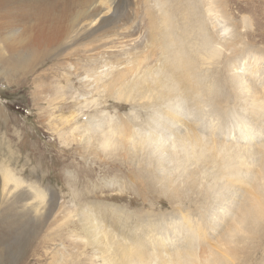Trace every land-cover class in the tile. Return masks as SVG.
I'll return each instance as SVG.
<instances>
[{
	"label": "bare ground",
	"instance_id": "6f19581e",
	"mask_svg": "<svg viewBox=\"0 0 264 264\" xmlns=\"http://www.w3.org/2000/svg\"><path fill=\"white\" fill-rule=\"evenodd\" d=\"M71 14L75 18L63 28L60 22ZM231 15L229 0H0V25L8 38L0 37L4 41L6 37L9 49L28 46L31 55H36L43 46L63 40L84 43L95 52L93 58L85 57L88 62L76 70L103 68L106 64L102 58L108 67L111 64L108 78L95 79L94 91L100 93L102 89L104 97L117 103L127 102L132 107L138 103V111L108 122L96 136L103 151H117L123 165L131 167V185L149 207L128 211L123 204L86 199H108L105 189L98 193L86 187L72 192L77 200L72 203L82 205L76 208L79 217L71 230L73 237H79L73 245L78 248L82 243L90 244L101 257V264H246L251 259L246 248H264V152L253 161L244 158L249 162V175L260 168L250 182L248 177L236 178L233 171L241 165L239 153L250 147L225 143L233 138L249 143L264 134V77H254L262 82V89L246 81L252 62L261 70L257 65L260 60L249 55L255 45L249 35L253 37V25L259 29L262 23L254 24L252 17H247L237 24ZM217 21L226 22L223 36L218 34ZM22 24H26L25 33L18 30ZM245 26L249 34L241 31ZM260 54L263 56L264 51ZM212 63L221 67L203 68ZM90 118L80 125L93 133L98 126L93 129ZM233 120L237 122H230ZM131 161H136L137 170ZM11 181L15 187L20 183L8 168L0 167V187ZM236 186L246 194L236 209L229 208V218L233 212L236 214L222 235L224 242L200 248L199 243L209 240L205 234L207 224L215 218L209 215L220 213L221 202L227 200L218 198ZM122 188L112 189L122 193ZM150 195L165 199L170 209H159L157 199ZM186 198L190 206H186ZM195 208L197 218L206 220L203 224L190 225L187 234L179 230L166 235L167 230L177 228L173 218L180 216L193 224L189 216ZM167 218L168 227L164 226ZM185 241L190 246L179 248L187 246L182 244ZM148 247L152 251H146ZM157 248L163 252H153Z\"/></svg>",
	"mask_w": 264,
	"mask_h": 264
},
{
	"label": "rangeland",
	"instance_id": "374dc122",
	"mask_svg": "<svg viewBox=\"0 0 264 264\" xmlns=\"http://www.w3.org/2000/svg\"><path fill=\"white\" fill-rule=\"evenodd\" d=\"M229 7L232 12V21L237 24L247 20V17H252L254 24L257 21L262 23L259 29H255L253 25L251 29L254 32L253 37L249 35L255 40L252 42L255 45L252 48L249 47L254 49V52L249 55L260 60L257 65H260L261 70L255 66L254 62H250L252 72L250 71V76L247 75L246 79L251 86L262 89V82H258L259 80L254 77L258 74L264 77V55L260 54L264 51V33H262L264 30V0H229ZM71 15L66 18V21L64 19V22H60L63 28L69 25L76 16ZM221 21L215 23L219 29V36L226 33L222 27L226 22ZM1 28L0 25V36L5 35L8 38L6 30ZM26 29V24H22L18 30L25 33ZM68 29L64 31L68 32ZM241 31L249 34L250 30L245 26ZM0 39H2L0 46L3 48L0 49V167L8 168L13 177L20 180L16 187L13 181L4 188L0 187V264H101V257L97 256L90 244L81 242L82 245L78 248L73 245L79 237L76 234V237H73L74 231L71 232V230L73 223L78 221L79 215L76 214L82 205L72 203L77 201L75 197L73 198L72 192L77 193L85 190L86 187H91L90 189L93 188L96 192L105 189L104 194L109 195L108 199L100 196L98 198L88 196L86 199L106 200L120 206L123 204L122 207L128 211H134L133 208L136 207L141 209L149 207V203L143 202L134 191V186L131 185L134 181L128 171L131 167L123 165L117 151H103L96 136L101 135L103 131L100 129L104 130L108 122L111 124L117 121L119 116L123 117L135 110L138 111L136 109L138 103H134L133 107L127 102L117 103L111 97H104L101 93L102 89L100 93L94 91L97 81L95 79L97 77H102L103 80L108 78L106 72H109L108 68L110 69L111 64L109 63L108 67L105 58H102L101 62L106 64L103 68L76 70L79 65L88 62L84 59L85 57L88 55L91 57L95 52L91 48H86L84 43L63 40L50 46H43L38 54L31 55L28 46L16 45V49L15 47L9 49L10 45L7 46L5 42L8 41L6 37L5 41L1 37ZM260 56L261 59H259ZM209 67L220 68L221 66L212 63L204 65L203 68ZM119 104L123 107L120 108ZM232 110L234 109H230ZM139 111L142 110L139 109ZM89 117H91L90 122L94 126L93 129L98 126L99 131L96 132L97 128H95V132L85 130V133L84 126L80 124L88 121ZM110 119L112 122L109 121ZM230 122L235 124L237 121ZM197 132L204 138H210V135L206 136L199 130ZM239 137L236 138L239 140ZM214 139L220 141L216 137ZM228 141L225 143L250 147L249 151L239 153L241 156L237 160L241 165L233 171L238 175L236 178L248 177L252 182L260 168L253 167L255 171L249 175L246 165L248 161H253L264 152V147H261L264 143V134L249 143L239 142L240 140L237 141L235 138ZM244 158L248 161L246 162ZM135 163L136 161H131V165L137 170ZM89 169L92 172H89ZM120 186H123L122 193L112 189L114 187L118 189ZM35 191L41 192L43 197H39ZM245 194L244 189L236 186L229 194L218 198L219 200L226 197L227 200L221 202L222 207L219 208L223 210H218L221 214L209 215L215 218L207 224L205 234L209 240L207 243H199L200 248L208 249L210 246H215L216 241L224 242L222 235L236 214L233 212L229 218V208L236 209ZM49 195L54 198L51 200ZM153 195L150 197L154 198ZM195 195L193 194V197ZM188 198L184 200L187 203L186 206H190ZM50 200L52 209L49 212ZM157 202L158 206L155 205L160 207L159 209H170L165 199L158 198ZM203 206H198V209ZM189 217V222L193 224H188V221L180 216L173 218L172 221H177V228H169L166 235L172 236L179 230H184L187 234L190 225L203 224L206 221L197 218V208ZM169 223L170 220L167 218L164 226L168 227ZM105 224L113 230L108 222ZM117 235L123 236L121 233ZM187 243L188 241H185L182 244L187 246L179 248L190 246V243ZM261 244L264 245V234ZM145 250L152 251L149 247ZM153 252L163 251L157 248ZM246 252L251 255V259L246 264H264V248L257 247L255 251L246 248ZM193 264L198 263L193 262Z\"/></svg>",
	"mask_w": 264,
	"mask_h": 264
}]
</instances>
